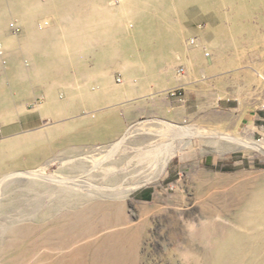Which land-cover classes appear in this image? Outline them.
I'll return each mask as SVG.
<instances>
[{"label": "rangeland", "instance_id": "obj_1", "mask_svg": "<svg viewBox=\"0 0 264 264\" xmlns=\"http://www.w3.org/2000/svg\"><path fill=\"white\" fill-rule=\"evenodd\" d=\"M29 1L40 6L32 17ZM83 3L77 13L70 3L58 13L47 0H0V116L6 107L17 110L0 117V264H229L251 241L264 243V138L250 124L264 110V101L254 103L264 98V1ZM42 20L50 26L38 30ZM68 21L87 29L81 41ZM102 22L111 31L94 44L89 27ZM34 30H64L80 43L81 57H51V70L80 73L82 83L96 73L90 89L130 86L137 96L140 88V117L120 133L83 135L98 116L120 118L123 108L65 116L45 110L51 120L31 121ZM172 85L183 86V101L167 94ZM163 88L170 89L161 94ZM233 98L240 108L227 103ZM96 160L102 164L93 170ZM84 182L125 191L110 201L84 199ZM257 251L264 264V247Z\"/></svg>", "mask_w": 264, "mask_h": 264}, {"label": "crops", "instance_id": "obj_2", "mask_svg": "<svg viewBox=\"0 0 264 264\" xmlns=\"http://www.w3.org/2000/svg\"><path fill=\"white\" fill-rule=\"evenodd\" d=\"M53 1L56 0H47L48 2V9H53L52 5L54 4V7H56V10L58 13H60V9H63L67 3L73 4L75 11L74 13H77L79 9H83V2H87L89 0H57L55 3ZM78 1V2H77ZM264 1V0H263ZM81 3V4H80ZM92 5V3H90ZM93 6V5H92ZM40 6L36 5L35 2L29 1V17H32V15H35L36 11L39 9ZM46 9V8H45ZM65 10V15L67 17L66 20L70 17L71 12ZM90 12H94V10H89ZM52 13V12H49ZM73 13V12H72ZM104 14H107L106 9L103 11ZM91 17H88V20H90ZM94 17H92L93 19ZM70 22V23H68ZM67 23L69 25H73V21H68ZM79 22V21H78ZM114 23V22H113ZM42 26V28L40 27ZM39 29L43 30L46 27L50 26V21L48 20H42L39 22ZM79 24H74L70 29V34H75L74 37L77 38L79 41L83 38V33L87 32V29H77ZM91 26V25H90ZM108 23H99L95 26L89 27L88 33H90V36L94 40V44L98 43V39L103 40L107 38L109 35L110 28ZM41 32V31H40ZM39 31L34 30L33 33L34 36H31L29 38V55L31 57L32 64L29 66V71H31L29 75V103H27L26 107L29 106L33 110V118L31 121H44V120H51L49 118L43 117L42 113L43 111L47 110V112H53L62 114L63 116L70 114H102L107 111H112L115 109L123 108L121 117L119 118L116 114H112L111 116H98V120L96 122L95 126H90L87 128L88 132H83L84 128H81V134H93L94 131L103 133L106 130H114V132L120 133L121 130L124 128V126L129 125L130 123L134 122L137 118L140 117V115L143 113V105L141 104V99L144 96L139 95L140 88L137 89L138 95L131 91L130 86H125L121 89V91H115V89H112L109 86H106L102 84L101 88L96 89H90L88 85L95 81H98L97 75H95L93 72L90 73L89 76H85L87 78V81L85 80L84 83H82V75L80 73H74L71 72H64L58 69L51 70L54 67V63L49 60L52 57L54 58H62V57H76L79 58L82 56V50L79 44H74L70 40L68 41L66 38H69V35H65L64 30H51L47 32V34L40 35ZM49 33V34H48ZM105 34V35H104ZM107 35V36H106ZM105 36V37H104ZM101 37V38H100ZM56 61V60H54ZM131 65V64H130ZM129 75H133V73L130 71ZM95 76V77H94ZM104 77V75H103ZM72 80L74 83H69L70 85H66V81ZM65 81V82H64ZM67 81V82H68ZM101 82V81H99ZM190 82H185L181 85H188ZM18 85V84H17ZM179 85V86H181ZM177 86V85H176ZM173 86L172 87H176ZM70 87V88H69ZM127 87V88H126ZM65 91V94L63 98H59L58 94L61 90ZM170 88H163L161 91H159L161 94L165 90H168ZM116 92V93H115ZM158 92H156L157 94ZM3 94V95H2ZM0 95L5 96L4 93L0 92ZM134 98L131 99L132 96ZM150 95V94H149ZM1 96V97H2ZM264 98L260 97L257 100H254L255 105H261L263 103ZM4 100L0 98V106L3 107ZM237 102V104L235 103ZM227 103H232L236 107H241V103L238 98H233L232 100L228 99ZM253 103V101L251 102ZM7 104V103H6ZM231 104V105H232ZM17 105V104H13ZM21 105V104H20ZM230 105V104H228ZM9 106V105H8ZM32 106V107H31ZM120 106V107H119ZM10 107V106H9ZM5 108L6 110L1 113V120L3 119V116L5 115H12L17 110H13L11 108ZM234 109H237V108ZM228 108V107H227ZM232 107L229 106L230 110ZM3 115V116H2ZM88 117V116H83ZM254 119L250 123L252 126L255 127L256 135L261 134V136L264 138V110L259 109V112H256L254 116H252ZM74 118V117H73ZM69 118L68 120H71ZM257 121V122H255ZM260 121V123L258 122ZM257 123H259L257 125ZM64 128L57 129L62 130ZM54 130V129H53ZM85 130V129H84ZM57 131V130H56ZM108 132V131H106ZM49 132L42 134L43 140H38V143H44L45 138H49Z\"/></svg>", "mask_w": 264, "mask_h": 264}, {"label": "bare ground", "instance_id": "obj_3", "mask_svg": "<svg viewBox=\"0 0 264 264\" xmlns=\"http://www.w3.org/2000/svg\"><path fill=\"white\" fill-rule=\"evenodd\" d=\"M210 55V54H209ZM184 129V128H182ZM189 131V130H188ZM187 134V133H186ZM185 134V135H186ZM190 135V134H189ZM187 136V135H186ZM230 140L232 141H235L234 139H231L230 137H228ZM238 140V139H237ZM241 142V141H240ZM121 143V142H120ZM120 143H117L116 145L113 146V150L114 151H111L112 153H115V151L117 149H119V147L121 146ZM248 146V143L246 144ZM254 146L252 145H249L250 148H255L257 144H253ZM248 146V147H249ZM262 149H264L263 146H261ZM4 148H2L0 146V151H3ZM167 151V150H166ZM41 151L37 152V153H40ZM111 152H109L110 154H112ZM43 153V152H41ZM45 153V152H44ZM167 157V155L165 156V158ZM167 159L164 160L162 162V165H161V169L160 171L163 172V170L166 168V165H167ZM96 162V165L92 167L93 170H96L98 169V167L102 164V162H99V161H95ZM130 164V163H129ZM158 164V163H157ZM160 166V165H159ZM92 170V171H93ZM165 171V170H164ZM17 174V173H16ZM16 174H10L11 176L13 175H16ZM23 175V176H29L33 179H43L47 182H50V183H53L54 185H59V184H63V183H66V180H62V179H57L53 176H50V175H46L44 173H40V172H21L20 176ZM9 176V175H8ZM18 176V175H17ZM77 179V178H76ZM149 179V178H148ZM151 180V178H150ZM3 181V180H2ZM70 181V180H69ZM73 181V180H71ZM1 182V181H0ZM75 182V181H74ZM144 182V181H143ZM87 185V187L89 188L87 190V193L84 197V199H94L93 197H99L100 199H102V201H110V199H112L115 194H120V193H123L125 191V189L122 187L121 188V185H105L104 188L100 187V186H96V185H93L91 184L90 182H84ZM74 186H78L76 184H73ZM72 186V185H71ZM80 188L84 187V185H79ZM126 190H130V189H126ZM205 218L207 219H210L209 216H205ZM108 239V237H107ZM253 241H251V243L248 244L249 246V250L246 251V253H243L242 254V257L238 256V253H235L237 255V258H233L231 262H228L229 264H262V258L257 256L259 254V252L257 251L258 248L262 249L264 247V243H261V241L257 242L254 246H253ZM225 245L222 244V247H224ZM254 257H257L259 258V260L255 261L254 260Z\"/></svg>", "mask_w": 264, "mask_h": 264}, {"label": "built area", "instance_id": "obj_4", "mask_svg": "<svg viewBox=\"0 0 264 264\" xmlns=\"http://www.w3.org/2000/svg\"><path fill=\"white\" fill-rule=\"evenodd\" d=\"M40 27L42 28L41 25H40ZM191 44H192V45H195V40H191ZM209 56H210V55L207 53V54H206V57H209ZM183 73H184V69H180V70L178 71V74H179L180 76L183 75ZM263 81H264V79H263ZM183 89H184L183 86H178V87H175V88H172V89L168 90V91H167V94H168L170 97H173V98H175V99H177V100L183 101V99H184V94H183V92H182Z\"/></svg>", "mask_w": 264, "mask_h": 264}, {"label": "trees", "instance_id": "obj_5", "mask_svg": "<svg viewBox=\"0 0 264 264\" xmlns=\"http://www.w3.org/2000/svg\"><path fill=\"white\" fill-rule=\"evenodd\" d=\"M144 197L148 198V196H146V195Z\"/></svg>", "mask_w": 264, "mask_h": 264}]
</instances>
